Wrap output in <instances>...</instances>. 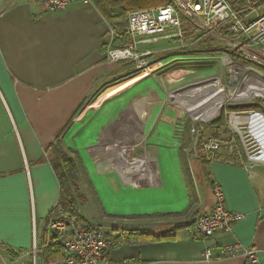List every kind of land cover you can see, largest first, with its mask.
<instances>
[{"label": "crops", "instance_id": "obj_1", "mask_svg": "<svg viewBox=\"0 0 264 264\" xmlns=\"http://www.w3.org/2000/svg\"><path fill=\"white\" fill-rule=\"evenodd\" d=\"M111 31L116 32L92 0L89 4H69L56 13H49L41 0H0V264H64L62 242L55 238L48 223L49 213L59 200V183L49 160L51 145L59 143L69 153H76L74 148L82 145L89 152L108 127L129 115L136 119L145 116V122L155 106L162 105L153 100L158 83L148 76L137 84L150 81L149 87L135 96L121 98V93L107 97L96 114L87 111L83 118L74 119L97 89L126 79L134 69L131 62L105 61ZM190 37L186 35L187 40ZM163 42L167 48L161 52L138 51L175 59L185 70L195 73L210 64L194 63L192 59L200 53L208 54L216 40L207 36L200 45L184 49L176 40ZM137 84L123 89V94ZM142 94L152 96V100ZM95 122L96 128L102 125L97 142L90 141ZM239 143L241 149L234 161L244 165L229 162L221 151L207 161V173L209 181L220 187L226 208L243 214V221L229 233L204 238L189 234L187 228L176 230L174 239L161 242L129 243L120 237L109 251L106 264H246L242 257L221 258V248L235 244L254 249L259 264H264V164L249 162ZM157 178L139 188L118 180L135 191L163 189ZM198 186L201 193L194 197L201 209L193 215L207 212L212 205L211 185L201 178ZM185 188L188 206L181 215L188 211L191 200L190 188L186 184ZM73 229L78 228H69ZM49 243L58 244L60 254L48 252L53 257L46 259L44 248ZM207 249L213 259L210 262L203 260Z\"/></svg>", "mask_w": 264, "mask_h": 264}, {"label": "rangeland", "instance_id": "obj_2", "mask_svg": "<svg viewBox=\"0 0 264 264\" xmlns=\"http://www.w3.org/2000/svg\"><path fill=\"white\" fill-rule=\"evenodd\" d=\"M251 1L256 2L257 0ZM231 2L237 8H239V4L241 3L240 0H231ZM166 4L167 0H164L160 6L137 8L129 12L128 15L134 11L154 9ZM263 4L264 0H261L256 3L255 7L261 9ZM166 44L163 41L148 45L142 44L138 46V50L144 51L149 49L161 52L162 49L167 48ZM158 58V55H153L150 59L152 62L155 60L163 61V66L154 70L149 76H153L154 80L158 83L157 96L153 100L160 101L162 105L155 106L151 118H148L144 122L139 135L133 137V149L130 150L129 157L132 160L130 169L133 173H137L140 170L141 163H145L144 160H146L150 173L153 174L152 183L156 182L158 180L157 177H159L161 183L164 185L163 189L146 187L137 191L132 190L133 188L119 182V176L116 172L105 165L103 166L105 152L112 146L111 138L108 134L112 126L108 127L105 131V136L90 148V152L95 155L89 153L82 145H80V148L78 147L79 149L74 148L76 153H69L63 146L60 147V150L64 154H67L71 158H79L81 162L83 173L79 176L80 181L79 183L77 182V189L71 190L72 194L75 193L74 196L80 215H82L89 225L103 231L127 227H142L154 234H162L172 230L178 223L185 222L182 216H168V214H180L187 208L188 202L185 184L190 188L188 195L191 200L188 213L201 209L199 205L200 201L195 202L194 197L195 194L197 196L198 193H201V188L198 186L203 173L202 164H200V143L210 138L222 141L235 139L238 149H241L238 145L240 138L236 139L238 134L233 130L229 122V113L231 112L225 113V106H242L252 102L236 101L234 97L237 94V87H224L225 99L219 104L211 105L207 103L210 106L203 113L204 115H197L196 107H200L201 109L206 107L205 99L213 91L214 86L210 84L206 87L191 88L217 76L222 77L224 75L227 78V74L221 64L215 63L214 65H209L202 71H195L194 74L186 76L185 79L172 81V74L186 67H182L181 64L174 61L175 59L165 60L166 58ZM143 80L136 81V84ZM120 81L122 79L111 84ZM128 82L126 85L118 88L119 91L116 94V90L113 89L116 86L111 87L104 93L103 89L105 87L97 89L89 98L87 104L93 99L91 102L92 106L98 107V104L104 98H114L119 94L121 95V93V98L125 97L129 99L150 85V81L148 82L149 84L143 82L123 94V89L133 84V80ZM152 85L154 86V84ZM256 92L264 96V89H256L248 90L245 96L241 97L249 98ZM145 94H142L141 97L145 96ZM168 96L169 98H167ZM145 98L152 100V96H145ZM254 103L264 106V101L261 98H256ZM87 106L84 105L83 109L75 115V120L83 118L87 111H91L92 115L93 113L96 114L95 112L101 110L102 107L101 105L98 108L86 109ZM199 125L203 127L202 130H200ZM240 127L244 132V138L251 141L253 138L247 133V131L250 132L249 126L242 123ZM101 131L102 125L96 128L95 122L92 127L90 141L97 142L98 138L96 136ZM198 131H201V133H198ZM139 146H141V149L138 152L134 151V148ZM67 148L70 147L67 145ZM147 153L151 156H148ZM181 156L183 157V162H181ZM182 163L185 165V172L182 170ZM155 176L156 178L154 179ZM196 213V215H192L189 221H194L202 212Z\"/></svg>", "mask_w": 264, "mask_h": 264}, {"label": "built area", "instance_id": "obj_3", "mask_svg": "<svg viewBox=\"0 0 264 264\" xmlns=\"http://www.w3.org/2000/svg\"><path fill=\"white\" fill-rule=\"evenodd\" d=\"M41 1L49 13H56L64 10L69 4H89L91 0ZM259 1L261 0L256 2L240 0L241 3L237 8L231 0H167V4L162 7L134 11L126 20L127 44L113 48V41L118 36L111 31L105 61L112 64L133 63L134 69L126 79L134 78L136 83L163 66V61L152 62L150 52H139V45L176 40L180 48L184 49L187 46H198L210 36L216 40V43L211 46L208 54L200 53L198 57L192 59L193 62H206L210 65L220 63L227 78L224 75L214 78L223 88L229 86L238 88L234 97L236 101H250L252 103L249 104L256 105L254 103L256 98H261L263 101L264 98L256 95L244 98L240 97L238 92L248 83L249 75L264 82V4L261 9L255 7ZM187 34L191 35L189 40L186 38ZM190 74H194V71L183 69L173 73L171 78L172 81H180ZM91 102L89 104L86 102L85 106L88 105L86 109L96 108ZM259 106L264 107L261 104ZM232 116H259L264 119V113L258 109L229 113V122L242 142L247 160L264 164L261 146L255 139L249 141L244 138L240 125L235 127L232 125ZM199 127L200 130L203 129L202 126ZM247 133L253 138L251 132L247 131ZM199 149L201 157L206 161L213 160L218 153L224 151L229 162L243 164L241 161H234L238 151L235 139L222 141L210 138L202 141ZM210 190L212 205L207 212L200 214L194 220L192 227L187 229L189 234H198L204 238L216 233H229L235 224L245 219L243 214L226 208L223 193L217 184L212 183ZM75 227V219L60 209L57 211V218L49 223L55 238L62 242L66 254L64 264H106L109 251L115 245L114 238L105 235L103 230L97 228L69 230ZM220 253L221 258L242 257L246 264H259L254 249H244L235 244L223 246ZM203 260L205 262L213 260L208 249L203 253Z\"/></svg>", "mask_w": 264, "mask_h": 264}, {"label": "trees", "instance_id": "obj_4", "mask_svg": "<svg viewBox=\"0 0 264 264\" xmlns=\"http://www.w3.org/2000/svg\"><path fill=\"white\" fill-rule=\"evenodd\" d=\"M98 10L102 13L103 17L109 22L113 30H115L118 38L113 41V48L118 45H126L127 40L125 37V27L128 13L137 8L145 7H157L163 4L164 0H92ZM123 43V44H122ZM87 102V101H86ZM225 113L227 112H238L247 111L250 109H258L264 113V107L248 104L242 106H231L226 105ZM226 115V114H225ZM238 139V137H236ZM239 142V141H238ZM240 145V143H239ZM59 143H55L49 148V160L54 168L58 183H59V200L57 205L50 211L48 216V223L57 218V211L60 209L66 215L71 216L75 219V226L78 229H94L95 227L89 225L87 221L80 215L76 199L71 190H76L77 182L79 183L80 174L83 173L81 167V162L78 159L71 158L67 154H64L60 150ZM212 161V160H211ZM181 162H183V157L181 156ZM202 164V178L208 184H212L208 177V162L202 157L200 160ZM182 168L185 172V165L182 163ZM87 185V184H86ZM78 186V185H77ZM88 187V186H87ZM89 188V187H88ZM77 192V191H76ZM194 212L184 214H178L173 216H182L185 222L178 223L172 230L164 232L162 234H154L148 230H140L134 228H119L113 229L112 231H104L105 235L114 238L115 246L119 243L120 237H124L129 243H150V242H161L166 240L174 239V234L176 230L182 228L192 227L194 221H189ZM99 229V228H97ZM101 230V229H100ZM63 247V245H62ZM60 246L58 244L49 243L44 248V256L46 259L52 258L51 254H60ZM64 250V249H63ZM48 252H51L48 253Z\"/></svg>", "mask_w": 264, "mask_h": 264}, {"label": "bare ground", "instance_id": "obj_5", "mask_svg": "<svg viewBox=\"0 0 264 264\" xmlns=\"http://www.w3.org/2000/svg\"><path fill=\"white\" fill-rule=\"evenodd\" d=\"M131 80H133L134 83V80L136 79L129 78L112 84L108 87H105L103 89V93L115 85L117 86L113 87V89L116 90L115 92L117 93V91H119L118 88L126 85L127 83H129L128 81ZM121 83L123 84L121 85ZM210 84L214 86V89L205 99L206 107L202 109L200 107H196L198 112L197 115H204L203 113L210 106L207 103H210L211 105L219 104L226 97L223 86L215 78L206 80V82H204L203 84H198L191 89L206 87ZM256 89H264V82L254 76L249 75L248 83H246L239 90L238 95L240 97L245 96L248 90ZM254 95L264 98V96L258 92L254 93L252 96ZM144 119L145 116H143L142 118L140 117V119H136L134 116L129 115L125 117V120L124 118H122L114 126H112L108 133L111 138L112 146L110 147V149L106 150L104 156V165L116 172L125 185H129L134 188H139L138 186L151 185L152 183L151 180L153 174L150 173L149 165L147 164L146 160H144L145 163H141L140 170L137 173H133L130 169V163L132 160L129 157V153L130 150L133 149V137L139 135V132L143 127ZM231 122L234 127L242 123H245L249 126L253 139H255L262 148L261 157L264 159V119L259 118V116H232ZM155 178L156 176L154 177V179Z\"/></svg>", "mask_w": 264, "mask_h": 264}, {"label": "water", "instance_id": "obj_6", "mask_svg": "<svg viewBox=\"0 0 264 264\" xmlns=\"http://www.w3.org/2000/svg\"><path fill=\"white\" fill-rule=\"evenodd\" d=\"M167 98H169V96H168ZM97 143H98V142H97ZM97 143H96V144H97ZM90 148H92V147H90ZM89 152H90V149H89ZM90 153H91V152H90Z\"/></svg>", "mask_w": 264, "mask_h": 264}]
</instances>
